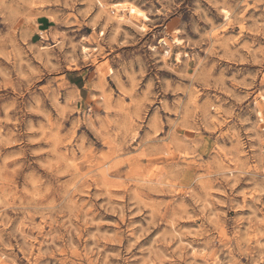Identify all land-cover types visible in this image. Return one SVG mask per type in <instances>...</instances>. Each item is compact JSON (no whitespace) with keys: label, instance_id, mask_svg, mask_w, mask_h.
<instances>
[{"label":"clouds","instance_id":"1","mask_svg":"<svg viewBox=\"0 0 264 264\" xmlns=\"http://www.w3.org/2000/svg\"><path fill=\"white\" fill-rule=\"evenodd\" d=\"M0 264H264V0H0Z\"/></svg>","mask_w":264,"mask_h":264}]
</instances>
